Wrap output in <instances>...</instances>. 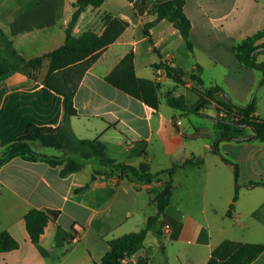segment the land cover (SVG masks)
Masks as SVG:
<instances>
[{
    "label": "crops",
    "instance_id": "crops-1",
    "mask_svg": "<svg viewBox=\"0 0 264 264\" xmlns=\"http://www.w3.org/2000/svg\"><path fill=\"white\" fill-rule=\"evenodd\" d=\"M155 1L106 0L81 14L75 36L88 30L102 34L106 14L121 18L127 27L85 70L74 95L78 115L70 118V127L77 138L102 141L110 158L150 173L194 161L176 170L170 204L157 219V233L148 232L143 247L129 256V264H208L212 250L226 240L227 220L242 229H257L251 219L264 224L253 217L255 207L262 209L264 204V186L254 185L264 181V143L248 140L253 132L246 128V140L222 141L219 154L214 153L216 118L222 116L216 103L208 102L195 113L204 121L190 120L192 112L170 107L165 97L195 103L191 81L177 85L156 65L182 70L187 78L200 69L205 85L219 86L221 94L238 104L254 101L256 116L264 120V68L240 66L233 52L238 42L264 33V0H186L193 51L168 20L155 22L145 35L146 24L155 21L147 5ZM73 3L0 0V31L26 59L50 53L64 44ZM259 43H264V34ZM130 52L136 75L160 85L158 110L105 80ZM255 56L257 63H264V49L256 50ZM47 65L46 61L38 79L15 73L0 83V155L29 124H62L63 96L41 80ZM95 166L88 163L66 177L60 175L61 166L44 161L14 158L0 166V232L8 231L19 243L18 249L0 253V264H94L110 250L111 241L145 228L158 213L155 198L164 181H142L128 171L122 176L95 175ZM242 198L252 202V209L243 210L246 214L236 213ZM231 205L235 209L228 217ZM32 209L51 215L38 243L30 240L24 220ZM251 264H264V252Z\"/></svg>",
    "mask_w": 264,
    "mask_h": 264
},
{
    "label": "trees",
    "instance_id": "trees-1",
    "mask_svg": "<svg viewBox=\"0 0 264 264\" xmlns=\"http://www.w3.org/2000/svg\"><path fill=\"white\" fill-rule=\"evenodd\" d=\"M106 0H74V11L65 28L64 44L58 49L32 59H26L14 47L12 41L0 31V83L15 73L24 74L30 78L38 79L39 74L47 61V70L42 76V83L49 89L63 96L64 117L62 124L57 128L39 127L29 124L26 130L17 136L13 143L5 147L0 155V166L14 158H22L26 161H44L54 166H61L60 175L66 177L78 172L88 163H94L95 175L110 177L116 172L122 176L130 172L142 181H164L162 192L155 198L158 213L148 219L145 228L137 233L127 234L109 243L110 250L104 258L94 264H122L121 260L126 256L136 253L144 245L149 231L157 233V219L164 209L170 204L173 189V176L179 167L195 164L194 161L174 163L169 168L150 173L145 167L135 168L117 162L107 155L106 145L99 139L77 138L71 127L70 118L77 116L74 106V95L78 84L87 68L96 60L97 55L112 44L124 32L127 23L119 17L106 14L103 17L105 29L102 34L88 30L80 36H75L73 30L81 14L91 6L101 7ZM136 3L139 0H127ZM186 0H156L147 10L155 16V21L146 24L144 33L149 36V29L160 20H168L180 32L187 48L193 51V43L190 38L191 22L184 12ZM259 32L233 46V52L240 66L248 69H262L264 63H257L253 52L262 48L264 43H259L263 37ZM134 54L128 53L119 64L105 77V80L113 87L132 96L134 99L145 103L149 108L158 110L160 104V85L155 81L140 78L136 75ZM163 68L170 79L177 85H183L191 81V91L198 97L197 101L188 105L183 97L174 98L166 95L168 105L174 109L190 111L200 114V109L208 102L214 101L222 116L216 118L219 130L218 138L213 146V152L219 154V144L222 141L246 140L244 130L249 128L253 135L248 140H256L264 143V120L256 116L255 102L248 105L235 103L229 97L221 94V88L217 85L204 84L200 69L197 73L185 76L182 70L167 64H158ZM38 144L46 148H54L61 152L60 156L46 155L37 152L33 146ZM230 162L228 159H224ZM201 161L198 160L197 164ZM236 180L239 179V167L235 165ZM255 186H264V181L254 182ZM239 195V185L236 186L234 202ZM235 207L231 205L227 212L228 217L233 216ZM264 204L262 209L253 213V217L264 222ZM51 215L36 209L30 210L24 217L26 230L32 243H38L44 232ZM19 248V243L12 235L3 230L0 232V253ZM264 252V241L257 243L223 240L211 252L208 264H251ZM140 264L146 262L139 261ZM167 264V263H165Z\"/></svg>",
    "mask_w": 264,
    "mask_h": 264
},
{
    "label": "rangeland",
    "instance_id": "rangeland-1",
    "mask_svg": "<svg viewBox=\"0 0 264 264\" xmlns=\"http://www.w3.org/2000/svg\"><path fill=\"white\" fill-rule=\"evenodd\" d=\"M38 74L40 76V73H38ZM163 88L165 89V87H163ZM199 117H201V118H199ZM189 119L192 121L196 120V119L199 121H204L203 116H198L195 113H190ZM187 121H188V119H187ZM33 148L37 152H40V153H43L46 155H53V156H60L61 155V152L59 150L54 149V148H46V147H42L38 144H35L33 146ZM253 204H254V202H253ZM258 206L255 207L254 211L259 210ZM246 207H247L246 210H248L249 207L252 209V202H248V203L244 202V200L242 198L239 202L238 207H236V213L246 214V210L243 211ZM247 216H248V213H247ZM242 219H244V218L242 217ZM249 219H251V218H249ZM258 222L255 219H251V223H253L254 225L257 226V229L253 230L251 228L250 229H242V228L238 227L233 221L227 220V222L224 226V232H223L224 237L223 238L233 240V241H247L248 240L249 242H251V241L263 242L264 241V224L261 225L260 224L261 222H259V223ZM218 230H219V228L217 227V225H215L213 227L214 233H217ZM249 231H251V232L249 234H247Z\"/></svg>",
    "mask_w": 264,
    "mask_h": 264
},
{
    "label": "built area",
    "instance_id": "built-area-1",
    "mask_svg": "<svg viewBox=\"0 0 264 264\" xmlns=\"http://www.w3.org/2000/svg\"><path fill=\"white\" fill-rule=\"evenodd\" d=\"M129 261H130V257H129V256H126L125 258H123V259L121 260V263H122V264H129Z\"/></svg>",
    "mask_w": 264,
    "mask_h": 264
},
{
    "label": "water",
    "instance_id": "water-1",
    "mask_svg": "<svg viewBox=\"0 0 264 264\" xmlns=\"http://www.w3.org/2000/svg\"><path fill=\"white\" fill-rule=\"evenodd\" d=\"M256 53V51L253 52V55Z\"/></svg>",
    "mask_w": 264,
    "mask_h": 264
}]
</instances>
